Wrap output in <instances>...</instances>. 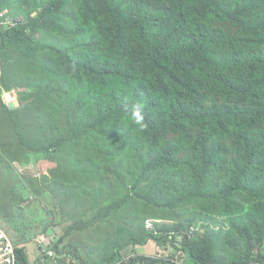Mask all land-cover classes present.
<instances>
[{"label": "trees", "instance_id": "1", "mask_svg": "<svg viewBox=\"0 0 264 264\" xmlns=\"http://www.w3.org/2000/svg\"><path fill=\"white\" fill-rule=\"evenodd\" d=\"M0 11L26 18L0 49V220L22 235L18 264H31L21 219L37 189L77 213L71 230H92L103 247L90 264L152 241L165 250L169 233L198 225L185 264L264 259V0H0ZM136 101L143 130L125 111ZM35 160L40 177L22 176ZM151 219L172 223L149 230Z\"/></svg>", "mask_w": 264, "mask_h": 264}, {"label": "rangeland", "instance_id": "2", "mask_svg": "<svg viewBox=\"0 0 264 264\" xmlns=\"http://www.w3.org/2000/svg\"><path fill=\"white\" fill-rule=\"evenodd\" d=\"M9 8L15 11H19L20 5L13 1ZM9 10V9H7ZM10 11V10H9ZM24 18V17H23ZM73 20L72 16L66 13V17L63 20V25L70 24ZM26 22V18L23 20ZM73 28V27H67ZM45 42V40H41ZM2 63L0 65L1 73ZM9 94L4 96L5 102L8 104ZM7 97V98H6ZM18 100V97L16 98ZM18 170L22 176L27 178L40 177L41 162L35 160L34 163L18 165ZM27 211L23 212L22 221L29 225V228H23L24 238L27 240L25 243L28 257L31 264H73V261H78V264H90L92 261H101V248L99 240L95 237L90 228L81 230L78 226L71 230V226L78 220L75 215H72L68 207L64 210H59L55 207V203L48 194L42 193L41 189H37L32 197L26 200L23 204ZM68 216L71 218L67 221ZM153 220V219H151ZM224 220V218H221ZM147 223V222H146ZM155 223L158 224H171L172 222H165L156 220L151 222L152 228L155 227ZM0 225L5 228L6 232L11 235L14 241L20 239L22 236L13 230L12 226L6 223L4 220H0ZM192 229H196L195 233L204 234L205 228L201 225L191 227L187 232ZM182 239L175 238L168 242L167 248L161 246L157 242H150L144 247L137 248L126 247L122 249V254H128L131 252H137L140 255L148 253L149 255L157 256H175L178 259V250L183 246ZM101 247V248H100ZM161 247V248H157ZM57 251L64 254V258H57L52 260V257H48L46 251ZM181 261V260H180ZM188 264H193L191 261Z\"/></svg>", "mask_w": 264, "mask_h": 264}, {"label": "built area", "instance_id": "3", "mask_svg": "<svg viewBox=\"0 0 264 264\" xmlns=\"http://www.w3.org/2000/svg\"><path fill=\"white\" fill-rule=\"evenodd\" d=\"M23 17H12L8 12L0 11V49L2 47V34L7 31L14 30L16 26L22 24L24 21ZM156 220H148L146 223V228L152 230L151 222ZM160 224V223H158ZM156 225V223H155ZM196 229H192L186 237L191 239L196 233ZM175 238L180 239L179 235L175 232L169 233L168 240L172 241ZM183 242V241H182ZM183 249V246L178 250V254ZM48 257H52V260L62 258L58 252L46 251L45 253ZM155 262H167L170 264H185V262L175 259V256H157V255H140L138 253H129L123 255L118 260L112 262H105L102 264H154ZM0 264H18L17 253L15 248V241L11 235H9L5 228L0 225ZM247 264H264V259H255Z\"/></svg>", "mask_w": 264, "mask_h": 264}, {"label": "clouds", "instance_id": "4", "mask_svg": "<svg viewBox=\"0 0 264 264\" xmlns=\"http://www.w3.org/2000/svg\"><path fill=\"white\" fill-rule=\"evenodd\" d=\"M11 101H12V99L10 100V102ZM8 104H9V102H8ZM144 110H145V105L142 102H139V101H136V102L131 103L130 105H127L126 106V109H125L126 114L130 118V120L132 121V123L135 126H138L141 130H143V129H145L147 127V124L145 122V111ZM187 233H189V232H186L185 234L187 235ZM185 234H183V235L178 234L179 237H180V239H182L181 241H183V239L186 237ZM195 235H201V234L200 233H196ZM190 240H192V239H190ZM168 242H170V241L168 240ZM168 242H167V245L169 244ZM131 253H137V252H131ZM123 255H125V254H122L121 257ZM142 255H149V254L145 253V254H142ZM186 264H188V263H186Z\"/></svg>", "mask_w": 264, "mask_h": 264}, {"label": "water", "instance_id": "5", "mask_svg": "<svg viewBox=\"0 0 264 264\" xmlns=\"http://www.w3.org/2000/svg\"><path fill=\"white\" fill-rule=\"evenodd\" d=\"M12 101L9 102L8 107L13 111L20 108V103L16 99V96L14 94L11 95Z\"/></svg>", "mask_w": 264, "mask_h": 264}, {"label": "bare ground", "instance_id": "6", "mask_svg": "<svg viewBox=\"0 0 264 264\" xmlns=\"http://www.w3.org/2000/svg\"><path fill=\"white\" fill-rule=\"evenodd\" d=\"M8 97H9V100H11V99H12V98H11V95H9ZM6 98H7V97H6Z\"/></svg>", "mask_w": 264, "mask_h": 264}, {"label": "crops", "instance_id": "7", "mask_svg": "<svg viewBox=\"0 0 264 264\" xmlns=\"http://www.w3.org/2000/svg\"><path fill=\"white\" fill-rule=\"evenodd\" d=\"M148 254V253H147Z\"/></svg>", "mask_w": 264, "mask_h": 264}]
</instances>
